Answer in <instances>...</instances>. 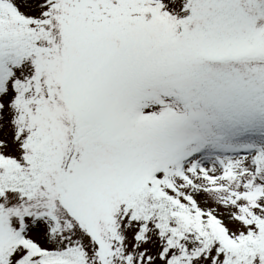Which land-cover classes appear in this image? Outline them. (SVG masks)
<instances>
[{
    "label": "snow or ice",
    "instance_id": "1",
    "mask_svg": "<svg viewBox=\"0 0 264 264\" xmlns=\"http://www.w3.org/2000/svg\"><path fill=\"white\" fill-rule=\"evenodd\" d=\"M0 264H264V0H0Z\"/></svg>",
    "mask_w": 264,
    "mask_h": 264
}]
</instances>
